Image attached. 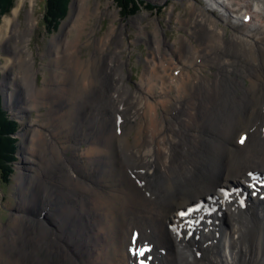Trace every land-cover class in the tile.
Listing matches in <instances>:
<instances>
[{
    "label": "bare ground",
    "instance_id": "bare-ground-1",
    "mask_svg": "<svg viewBox=\"0 0 264 264\" xmlns=\"http://www.w3.org/2000/svg\"><path fill=\"white\" fill-rule=\"evenodd\" d=\"M212 1L221 11L191 9L197 18L185 24L190 35L186 42L173 43H179L177 49L168 48L156 31L138 93L123 81L126 75L118 62L122 44L103 61L114 28L95 43L97 58L80 56L79 46L93 42L91 36L84 43L79 38L88 34L85 25L97 11L100 15L99 7L93 12L82 0L79 9L75 6L62 35L51 42L53 71L42 90L32 73V54L17 57L12 52L16 34L12 20L4 18L0 40L9 44L11 55L3 70H19L14 77H22L26 86L23 106H14L26 111L45 105L49 114L41 125L30 126L33 138L21 163L28 178H19L22 201L10 224L0 225V264H130L132 227L140 230L138 240L157 244L160 239L167 245V256L159 251L157 264H248L247 255L254 264H264V232L255 230L247 207L241 210L220 195L223 186L245 191L248 173L264 172V0ZM244 9L249 11L242 18L248 15V22L240 19ZM34 22L28 16L17 51L27 52ZM73 31V38H63ZM99 60L105 66L102 73L112 70L109 97L95 90L103 84L97 80ZM96 105L102 110L98 114ZM241 131L247 139L239 146L235 138ZM131 133L133 141L126 137ZM47 153L53 157L41 164L39 157ZM208 195L216 199L218 210L207 217L218 223L198 224L197 240L164 224H174L180 208ZM260 205L264 200L250 207L264 227ZM37 209L44 210L40 219L49 214L57 234L26 214L36 210L37 215ZM221 223L226 227L215 230Z\"/></svg>",
    "mask_w": 264,
    "mask_h": 264
},
{
    "label": "rangeland",
    "instance_id": "rangeland-1",
    "mask_svg": "<svg viewBox=\"0 0 264 264\" xmlns=\"http://www.w3.org/2000/svg\"><path fill=\"white\" fill-rule=\"evenodd\" d=\"M45 1L46 0H15L14 8H12V10L7 14L3 15L0 19V26L3 24L4 18H9L12 20L11 25L12 28H14V34H16L14 35V37L16 38V42L11 43L10 47L12 46L11 49L12 52L15 53V56L20 57L21 53L23 54V56H26V54L29 53L32 54V73L39 90L45 88V85L48 83L53 71L51 61L54 58V55L53 52L50 54L51 42L55 37H59V35H62L63 26L72 17L75 6H77L78 4L79 9V4H81V0H67L66 5L68 8L64 17L58 20L57 26H52L50 30H46L43 26ZM138 1L139 3H137V7L133 11V13L130 14V16L123 17L124 15H122V12L120 11V6H118L115 0H82L83 4L86 3L85 6H88L89 4L91 11L94 12L99 7V11H101V13L100 15H98L99 13L97 11V16L91 17L87 21L85 29L88 34H82L80 36L81 38H79V41L81 43H84L88 40L89 36H91V41L94 42L90 43L88 46H79L81 58H97L98 50L95 43L98 42V39H101L103 37L105 38V36L114 28L115 35L112 41L109 42L108 49L106 50L105 54L106 56H104L105 58L103 57V61L105 60L106 62L110 60L114 55L116 45L122 44V58L118 57V62L119 65L123 67L126 75V77L123 78V81L128 85V89H132L134 93H138V88L136 86L141 81L140 79L142 77V74L144 73L147 59L151 57V48L155 45L156 31H158L159 39L164 42L168 48L172 49L176 46L179 47V43H173H176L180 40L186 42V37H189L190 35V29L188 25L185 24L189 23L190 21V23H194L192 19L194 18L195 20V18H197V16L193 14V11H196V9H198L199 7H202L201 9H203L204 7L211 8V6H206L207 3L206 5L201 4L204 2L202 0ZM17 8H19V11L16 13ZM191 9L193 10L192 12ZM125 11H127V8L125 9ZM248 11L245 9L242 10V13H239L240 19L245 13H248ZM28 16L34 19V21L36 20L37 23L35 24L34 22V25L36 26L33 27L31 34L29 35V41L26 44L27 52L23 53V48L20 52L17 51L16 43L18 40L17 37L21 35L19 34V32L23 31L27 27L26 25L28 23ZM227 33L230 36L231 30L227 29ZM65 35L67 36V38L71 39L75 35V31H73L71 34L65 33L63 38L65 37ZM121 40H123V43L121 42ZM6 44H4L3 40H0V94H2L1 96H3L2 105L4 106V109L13 119L18 121L19 129L17 131V159L13 164V172L11 174L10 181L8 184L0 185L1 226H7L10 224L12 217L16 213L15 208L17 204L22 201V191L19 188V178H28L24 177V174H27L26 172L28 171L24 168L21 170V163L23 160L22 155L24 149L28 146H31L33 133H31L30 131L32 130V128H35L34 126L36 124L41 125V120L45 118L49 113V106L45 105H39L36 108H31L30 106H28L26 111H24V109H18L14 106V103L19 107L23 106V101H25L26 86L23 83L22 77H14L15 74L19 73V70L18 73H14L12 72V70H9L10 72H8V70H3V67H5L7 63L6 59L10 58L11 55L9 46H6ZM174 56L175 58L178 57L176 54ZM98 66L100 69V77L98 76L97 80L99 82L102 80L105 81H102L103 84L100 82L102 85L95 87V90H103L102 92L108 93L107 96L109 97L111 95V93L109 92L113 87V78H111L112 70L107 68V71H103L102 73L101 68L104 67L105 70V66H103V63H100V60ZM209 70L212 74V71L214 69L210 68ZM213 72H215V70ZM20 73L22 74V70L20 71ZM208 77L212 79V76ZM116 79L117 77L114 78L115 81ZM248 83V80H246L244 83V87H247ZM9 91H12V93H10ZM239 95H241V93H239ZM42 100L46 99L43 97ZM10 102L12 105L10 104ZM127 102L128 101H125V103ZM99 109L101 110L100 105H96L94 112L97 114L100 113L102 110L100 111ZM158 113L161 114L162 110L159 109ZM31 125L32 128L30 127ZM126 137L129 139V141H133L132 133L127 135ZM52 157V153H47L42 157H39V161L46 162ZM35 211L27 212L26 214L37 222L46 223L48 226L47 228L52 232L51 234H57L59 228L49 217V214L46 216L47 218L40 219V211L44 212V210L37 209V211H39L37 215L35 214ZM228 230L226 231V234ZM257 246L261 247L260 244H258ZM221 255L223 257L225 256V251L223 248H221ZM247 262L248 264L255 263L251 260L249 255H247Z\"/></svg>",
    "mask_w": 264,
    "mask_h": 264
},
{
    "label": "trees",
    "instance_id": "trees-1",
    "mask_svg": "<svg viewBox=\"0 0 264 264\" xmlns=\"http://www.w3.org/2000/svg\"><path fill=\"white\" fill-rule=\"evenodd\" d=\"M67 0H46L44 21L49 26H57L58 20L63 18ZM122 15L130 16L137 7L138 0H115ZM13 5V0H0V16L7 13ZM131 6V7H129ZM127 8V11L125 9ZM17 129L15 121L10 119L1 106L0 100V182H7L11 173V163L15 159L17 147L14 133Z\"/></svg>",
    "mask_w": 264,
    "mask_h": 264
},
{
    "label": "snow or ice",
    "instance_id": "snow-or-ice-1",
    "mask_svg": "<svg viewBox=\"0 0 264 264\" xmlns=\"http://www.w3.org/2000/svg\"><path fill=\"white\" fill-rule=\"evenodd\" d=\"M243 143V141H241ZM133 254H138L139 256H144L145 255V250L144 249H137L134 250ZM141 264H144V261H141Z\"/></svg>",
    "mask_w": 264,
    "mask_h": 264
}]
</instances>
